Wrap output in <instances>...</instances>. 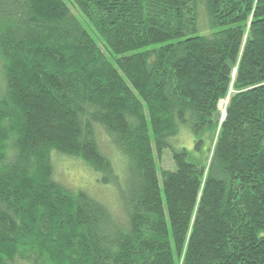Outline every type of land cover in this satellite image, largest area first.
Segmentation results:
<instances>
[{
	"label": "trees",
	"instance_id": "trees-1",
	"mask_svg": "<svg viewBox=\"0 0 264 264\" xmlns=\"http://www.w3.org/2000/svg\"><path fill=\"white\" fill-rule=\"evenodd\" d=\"M0 264H264V0H0Z\"/></svg>",
	"mask_w": 264,
	"mask_h": 264
},
{
	"label": "rangeland",
	"instance_id": "rangeland-1",
	"mask_svg": "<svg viewBox=\"0 0 264 264\" xmlns=\"http://www.w3.org/2000/svg\"><path fill=\"white\" fill-rule=\"evenodd\" d=\"M65 3L72 10V12L77 16L79 21L83 23L82 17L78 15L76 11H74L66 1ZM200 20H201L202 25H204L203 15L200 16ZM89 34L91 36H94L90 31H89ZM93 38L95 39V37ZM97 44L102 50V52L105 54V56H108V54L102 48L101 44L99 42H97ZM219 108L222 114L224 111V108L222 106L220 107V105H219ZM221 120H222V116H221ZM174 139H177V137ZM180 139H183V140H181V143H178ZM98 140H99L101 149L103 151L108 152V154L110 155V158L111 159L113 158L112 161L115 163L116 166H118L120 163V160H118L116 156L113 153H111L110 146L108 147L106 146L107 139L104 136V134L99 135ZM179 140L176 144H175V141L171 140L172 148L174 149L184 148L190 153L192 157H198L199 155V159L205 155L204 150L206 148V145L204 146L203 150L200 151L199 154L193 151L194 139L191 134L188 133L187 136H184V134H181V136L179 137ZM155 161H156L158 170H171V171L174 170L171 148L163 150L160 159L155 157ZM51 163H52V168H53V179L54 181L59 183L63 188H65L66 190L70 192L84 191L88 193L90 196L96 199H99L100 201L104 202L107 205H110V207H112L114 212L119 215V212L116 209L117 201H116V196H115L113 188L110 185H103L100 182H98V175L93 173L84 164H82L80 161H77L75 159L58 156L56 154L52 155ZM117 170H119L118 176H120V167Z\"/></svg>",
	"mask_w": 264,
	"mask_h": 264
},
{
	"label": "bare ground",
	"instance_id": "bare-ground-1",
	"mask_svg": "<svg viewBox=\"0 0 264 264\" xmlns=\"http://www.w3.org/2000/svg\"><path fill=\"white\" fill-rule=\"evenodd\" d=\"M226 102H227V101H226ZM225 104H226L225 102L221 103V104H220V107L222 106V107L224 108V107H225Z\"/></svg>",
	"mask_w": 264,
	"mask_h": 264
},
{
	"label": "water",
	"instance_id": "water-1",
	"mask_svg": "<svg viewBox=\"0 0 264 264\" xmlns=\"http://www.w3.org/2000/svg\"><path fill=\"white\" fill-rule=\"evenodd\" d=\"M223 117H224V111H223V113H222V119H223Z\"/></svg>",
	"mask_w": 264,
	"mask_h": 264
}]
</instances>
